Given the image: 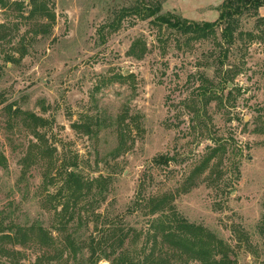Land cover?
I'll list each match as a JSON object with an SVG mask.
<instances>
[{
    "label": "rangeland",
    "instance_id": "1",
    "mask_svg": "<svg viewBox=\"0 0 264 264\" xmlns=\"http://www.w3.org/2000/svg\"><path fill=\"white\" fill-rule=\"evenodd\" d=\"M137 1L0 3V264H90L110 224L149 254L158 215L137 199L164 193L237 264H264V7L228 45L222 29L162 28ZM143 1L203 25L226 0Z\"/></svg>",
    "mask_w": 264,
    "mask_h": 264
},
{
    "label": "trees",
    "instance_id": "2",
    "mask_svg": "<svg viewBox=\"0 0 264 264\" xmlns=\"http://www.w3.org/2000/svg\"><path fill=\"white\" fill-rule=\"evenodd\" d=\"M137 2V6L131 8V11L145 18H153L154 22L162 28L172 29L183 34L193 33L200 38L209 35L215 36L217 30L222 29L221 36L225 41L223 43L228 45L234 41L238 19L249 11H254V16H257L259 9L264 7V0H226L219 7L220 15L217 21L200 25L188 22L176 14L161 13L160 3H145L143 0ZM0 3L4 5L3 0H0ZM46 13L48 12L45 9L44 14ZM40 121L42 123L40 126L43 127V120ZM164 162L168 163V160L166 159ZM0 165L5 169L8 168L4 154L0 155ZM64 184L65 189L71 195L83 193L84 182L75 172H69ZM104 191L105 189H102L101 193ZM137 201L141 203L140 206L147 209L149 215H158V218L152 223L153 232L150 240L152 244L149 254L145 248L143 252H138L137 249L131 251L129 248H123L127 239L134 241L136 235L134 228L130 226L117 227L115 224H110L100 239L93 238L91 240L90 264H97L96 261L102 259H106L110 264H191L194 262L198 264H237L234 251L222 237L200 224L190 222L177 210L174 204V194L164 193L148 198L139 196ZM261 226L264 232V215ZM17 227L20 228V226ZM35 230L39 231L40 238L47 237L40 225L32 226L29 229L32 233ZM22 233L24 232L22 231ZM70 248L71 257L76 259L81 250L80 247L71 242ZM118 252L119 254L115 256ZM141 254L143 258L140 256Z\"/></svg>",
    "mask_w": 264,
    "mask_h": 264
}]
</instances>
